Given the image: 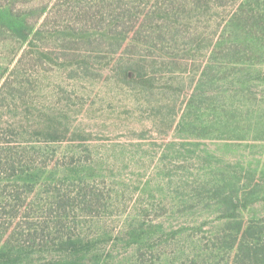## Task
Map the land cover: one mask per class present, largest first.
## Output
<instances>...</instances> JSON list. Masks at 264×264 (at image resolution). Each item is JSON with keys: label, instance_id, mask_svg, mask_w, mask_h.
<instances>
[{"label": "rangeland", "instance_id": "obj_1", "mask_svg": "<svg viewBox=\"0 0 264 264\" xmlns=\"http://www.w3.org/2000/svg\"><path fill=\"white\" fill-rule=\"evenodd\" d=\"M0 264H264V0H0Z\"/></svg>", "mask_w": 264, "mask_h": 264}, {"label": "trees", "instance_id": "obj_2", "mask_svg": "<svg viewBox=\"0 0 264 264\" xmlns=\"http://www.w3.org/2000/svg\"><path fill=\"white\" fill-rule=\"evenodd\" d=\"M194 5H195V3H194ZM235 21L237 20L236 18L234 19ZM240 24H234L233 22H229V24H228V27H231V28H233V29H235L236 31L239 29L238 28V26H239ZM244 29V28H243ZM239 30H242V28H240ZM137 74V72L136 71H134V70H128L127 72H126V76L127 77H133V76H135ZM138 75H140L139 73H138ZM140 76H142V75H140ZM251 248H253V247H251ZM248 259H254L253 257H249Z\"/></svg>", "mask_w": 264, "mask_h": 264}]
</instances>
